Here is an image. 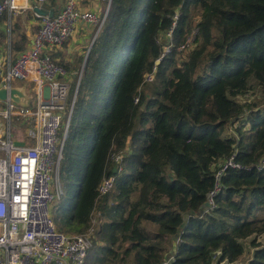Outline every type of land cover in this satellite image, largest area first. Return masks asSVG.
Listing matches in <instances>:
<instances>
[{
    "label": "trees",
    "instance_id": "1",
    "mask_svg": "<svg viewBox=\"0 0 264 264\" xmlns=\"http://www.w3.org/2000/svg\"><path fill=\"white\" fill-rule=\"evenodd\" d=\"M9 34L15 57L27 39L12 22ZM7 38L1 31L0 44ZM247 93L260 98L240 102ZM230 157L245 169H227L205 207ZM263 160L264 0H111L79 80L51 212L66 235L95 217L84 264H234L242 240L264 235ZM109 176L113 189L98 197ZM251 247L247 264H264V247Z\"/></svg>",
    "mask_w": 264,
    "mask_h": 264
},
{
    "label": "built area",
    "instance_id": "2",
    "mask_svg": "<svg viewBox=\"0 0 264 264\" xmlns=\"http://www.w3.org/2000/svg\"><path fill=\"white\" fill-rule=\"evenodd\" d=\"M47 1L36 0L34 7L42 9ZM81 1L96 5L104 2L107 7L101 15L95 10H80L77 6ZM110 3L111 0H64L57 11L50 10L53 12L51 17L34 13L39 20L38 30L24 51L13 57L10 44L6 49H0V89L8 93L14 87L12 82L19 81L30 86L34 94V101L30 99L34 107H19L9 96L0 102L4 106L0 115L8 122L6 138L3 133L0 135V264H84L91 248L93 226L86 233L66 235L57 230L52 220V206L63 195L59 165L70 120V110L67 112L70 81L67 71L52 59L51 53L61 50L69 42L79 22L93 27L98 35ZM32 9L29 0H0V24L5 15L10 25L11 17ZM177 19L178 13L173 16V27ZM165 36L170 39L171 32ZM192 41L191 36L180 50ZM152 80L153 74L145 76V83ZM11 118L21 120L29 127L25 141L12 139ZM15 142H23L24 146H16ZM124 157L125 152L111 156L118 173L122 170ZM263 166L264 160L257 169L262 170ZM227 169L245 168L237 164L234 157L219 165L216 185L207 202L210 208L214 207L218 181ZM115 178L109 176L101 180L98 197L113 189Z\"/></svg>",
    "mask_w": 264,
    "mask_h": 264
},
{
    "label": "crops",
    "instance_id": "3",
    "mask_svg": "<svg viewBox=\"0 0 264 264\" xmlns=\"http://www.w3.org/2000/svg\"><path fill=\"white\" fill-rule=\"evenodd\" d=\"M45 4H48V1L44 3L43 6ZM61 5H57V8L55 11H57L61 7ZM30 6L34 8L35 6L34 0H32V5ZM43 6L41 10H43ZM77 7L80 10H95L96 12L102 15L106 10L107 5L104 2H101L100 4L96 5L95 3L88 4L85 1H81L79 2ZM48 11L50 12V10ZM27 12H29L31 15L30 19H26L25 21L24 19L21 20V24L17 22V20L12 19L11 21L13 24H18L20 28L22 29L27 39L26 48L30 45L33 35L38 30V24H39L38 23L39 20L34 16L35 12H33V9L22 11L17 17H20L22 14H24L22 15L23 17L25 16V13L27 14ZM17 17H15V19ZM7 21H8V17H7ZM0 27H1V31L7 32V37H8L5 45L0 44V49H6L7 45L10 44V34H9L10 25H8V22L4 23L1 21ZM94 34H95V29L93 27L88 26L82 22H79L76 24L73 36L69 40V42L65 44L61 50L51 53L52 59L59 66L63 67L67 71L68 79L70 81V87L75 80H76V83H78V80L81 77L80 71L82 70L87 53L90 51L89 49H90ZM88 41L90 42L88 43ZM128 149H129V146H128ZM128 149L125 148V152H127Z\"/></svg>",
    "mask_w": 264,
    "mask_h": 264
},
{
    "label": "rangeland",
    "instance_id": "4",
    "mask_svg": "<svg viewBox=\"0 0 264 264\" xmlns=\"http://www.w3.org/2000/svg\"><path fill=\"white\" fill-rule=\"evenodd\" d=\"M34 1H36V0H34ZM63 1L64 0H57L58 5H61L63 3ZM29 5H32V0H31V2L29 0ZM22 15H24V14H22ZM22 15L20 17H17L16 19H15V17H11L9 22L11 23V20L13 19V20H17V22H19L21 24V20L24 19V21H25L26 19H30V16H31L29 12H27V14L25 13V16H23V17H22ZM7 22H6V20H4V23H7ZM89 42L90 41H88V43ZM163 52H166V49H164ZM81 71H80V75H82ZM12 85L14 87L22 86L21 82H19V81H13ZM26 90H27V92H26L27 95L31 97L32 101H34V94L31 91V87L27 86ZM73 96H74V94H73ZM255 97L258 99L260 98V96L258 94L253 95L252 93H247L243 96V98H240L239 101L245 102L246 100H248L251 102L253 99H255ZM3 110H4V106L0 105V113H2ZM32 122L34 123V119H32ZM7 123H8L7 120L4 119L0 115V135L3 133L4 138H6ZM28 129H29V127L26 126V124H24L21 120H17L16 118H11V120H10V133H11V137L13 140L25 141V137H26V133H27ZM230 132H232L231 128L229 129V133ZM52 190L54 192V186L53 185H52ZM96 224H97L96 219H95V217H93L91 219V226H93L95 228ZM254 240H256L257 243H260L262 247H264V235L257 236V237L251 236L248 239L242 240L241 244L244 248V253L241 256V258L237 262H235L234 264H247L252 260L254 249L251 247V243Z\"/></svg>",
    "mask_w": 264,
    "mask_h": 264
},
{
    "label": "water",
    "instance_id": "5",
    "mask_svg": "<svg viewBox=\"0 0 264 264\" xmlns=\"http://www.w3.org/2000/svg\"><path fill=\"white\" fill-rule=\"evenodd\" d=\"M33 12H35L38 15H41V16H45L46 14H48L51 17L53 15V12H51V11L47 12V11L41 10V9H39L37 7L33 8ZM96 36L97 35L95 34L93 39H92L91 46H92ZM88 53H87V56H86L84 64H83L82 71L84 70L86 62H87ZM158 62L159 61H157L156 63L158 64ZM82 71H81V73H82ZM79 80H80V78H79ZM79 80H78V83H77L75 91H74L73 101H72V105L70 107V116H71V113H72L73 103H74L75 98H76L77 89H78V85H79ZM7 96H9L10 100L13 101L19 107L31 106L30 97L26 94V85L25 84H23L20 87L11 88L8 93H7L6 90L0 89V102L5 101L7 99ZM15 145L19 146V147H23L24 143L23 142H15ZM126 149H128V146H126ZM205 207H208V203L205 204ZM171 262H172V260H169V258H168L167 264H171Z\"/></svg>",
    "mask_w": 264,
    "mask_h": 264
}]
</instances>
